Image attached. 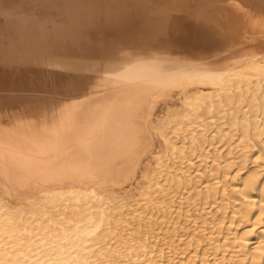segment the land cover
Masks as SVG:
<instances>
[{"label":"bare ground","instance_id":"1","mask_svg":"<svg viewBox=\"0 0 264 264\" xmlns=\"http://www.w3.org/2000/svg\"><path fill=\"white\" fill-rule=\"evenodd\" d=\"M237 1L0 0V210L13 203L19 206L16 211L22 213L25 204L36 207L42 199L51 203L61 194L80 200L79 205L90 204L91 197L106 198L113 205L116 188L124 187L148 170L146 161L156 146L152 123L158 99L169 97L174 89L187 92L194 88L197 92L187 98L192 121L174 126L178 137L170 142L169 156L175 162L166 168V158L162 162L166 166L143 194L150 197L148 203L154 210L160 205L170 210L175 202L174 208H179L181 215L175 219V226L170 225L174 218L165 226L167 220L160 222V217L141 218L151 215L150 205L149 213L147 207L137 208L141 217L137 216L135 227L143 239L139 236L135 241L131 234L123 248L141 251L148 246L145 235H150V239L152 235L153 243V237L159 239L157 232L170 225L173 227L167 228L166 240L175 237L182 241L187 236L190 240L180 246L175 240L171 242L175 243L170 244V248H175V258L173 254L164 256L160 249L153 259V248L145 263L166 264L175 260V264H223L227 260L228 264H248L253 260L252 264H263V233L251 252L252 237L248 234L255 230L241 235L237 229L243 223H250L247 227L244 224V229L264 226V185L259 195L252 194L259 187L261 172L251 173L244 181V194L240 197V190L231 189L238 186L231 182L237 178L232 174L236 166L231 158L234 152L230 150L229 157L215 155L216 164H206V170L195 162L203 157L202 162L210 165L207 160L211 155L205 154L208 144L217 146L230 139L232 147L240 135L249 140L244 142V160L258 147L262 150L258 160H264V147L254 140L264 137L262 119L259 115L249 118L243 112L246 105L260 110L264 104L260 103L261 96H252L255 90L261 93L263 88L258 89L259 85H264V41L261 46L248 41L252 30L264 31V0ZM220 5H225L223 11L218 10ZM203 87L227 91L195 98ZM229 108L235 111L233 115ZM230 117L234 130L230 126L233 131L227 134L220 122ZM195 125L198 130H193ZM220 129L224 136L222 132L213 136ZM171 170L174 171L168 175ZM169 182L175 186L169 188ZM194 190L197 192L192 196ZM156 194L163 197L156 200ZM173 195L175 200L166 199ZM122 205L113 207L121 213L125 208ZM212 208L216 211H208ZM202 210L206 212L204 217ZM229 211L234 218L229 219ZM30 213L43 215L37 209ZM163 213L165 218L169 211ZM255 216L256 221L251 224ZM124 217L108 224L106 231L111 234L107 237L115 234ZM19 219L10 218L2 225L5 232L10 235L19 231ZM101 222H90L74 241L68 240L70 229L60 225L56 238L69 248L64 252L63 248L58 250L54 259L47 257L46 263L80 264L83 244ZM192 223L195 225L189 226ZM51 239L46 235L44 241ZM193 253L198 256H191ZM126 254L121 252L120 257L127 258ZM212 256L214 259H210ZM117 259L113 264H124ZM138 259L136 256L133 264ZM144 259H140L141 264ZM178 259L180 262H176Z\"/></svg>","mask_w":264,"mask_h":264},{"label":"rangeland","instance_id":"2","mask_svg":"<svg viewBox=\"0 0 264 264\" xmlns=\"http://www.w3.org/2000/svg\"><path fill=\"white\" fill-rule=\"evenodd\" d=\"M233 2L235 4L238 3L237 0H233ZM223 7H225V5H220L218 8V10L220 11H223ZM261 32V33H260ZM255 33V34H254ZM252 35H255V36H252ZM261 36V39L259 38ZM250 37V40L248 39ZM247 39L248 41H252V44H262V42L264 41V31H253L252 30V34L249 36ZM253 37V38H252ZM252 38V39H251ZM255 38V39H254ZM256 40H259V41H256ZM251 44V43H250ZM261 46V45H260ZM262 46H264V42L262 44ZM260 88L258 89H261L263 88L264 89V85L262 84L259 85ZM258 87V86H257ZM261 89V93L259 92L258 94V91L256 92V90L252 93V96H261L262 100L264 101V90ZM227 89H222V88H209V87H203V88H200V91H198V95H194V97L196 98L197 96V99H202L204 98V96H212V95H217V94H220V93H224L226 92ZM197 92L196 89L194 88H189L187 90V92L183 91L182 89H174L170 96L169 97H163V98H160L158 99V104L156 105V110H155V117L153 119V134L155 136V139H156V146H155V149L152 151V153L148 156L147 158V161H146V164H148V170L143 173H141L138 178L136 180H133L132 182H129L128 184H126L124 187H121V188H116V201L114 202V204L112 205L111 203H107L109 202L106 198H98V197H91V205L88 204H83L80 202V205H79V202L77 201H80V200H77L76 198V201H74L75 199L73 197H70L68 194H61V196H56L58 199V201L56 199L53 200V202H47V199H42V201L40 200L39 202L43 203V205L41 203H39V206H36L34 207L32 204H25V206H22L21 209H22V213L21 212H17L16 210H18L19 206H14L13 203L9 204L8 205V208L7 209H2V211L0 210V264H47V257L49 258H53L54 259L56 257L55 253L58 251V250H61L63 248V252L69 248H66L67 245L64 243V241H61L60 243V240L56 238V235L58 234V231H59V228H60V225H63L65 227H68L70 230V234L68 236V240L70 241H74L77 237V234H79L84 228H86V226L90 225L91 223L95 224L96 223H100V228L97 229L96 232H94L92 235H90L89 237V240L85 241V243L83 244L84 246V252H83V255L81 256V260H80V264H113L114 260L118 257L119 261L121 263L124 262V264H133L134 262V258L136 256L140 257V259H144L143 262L146 260L147 258V255L150 253V251L154 248V255L152 254V256H150L151 258L155 259L157 258V254L156 251L159 252V250L161 249L163 251V255L166 256V255H169V256H172L173 254V258H175V248H170V244H174L175 246V243H171V242H174L175 240V237H173L172 239H170L171 237L167 238L166 240V236H168V230L167 228L170 229V227H173L175 226V219H178L181 215V212L179 210V208H177L175 210V202L173 203V208L171 207V211L169 209H167L166 205H163V207H161L162 205L158 206V209L154 210L153 207L151 206L150 203H148L149 201V198L147 199V197L145 198L144 197V193H146V191L149 189L148 187H150L149 185L152 184V179H156V176L159 174V171L160 169L163 167V166H166L165 164L167 163L168 166L167 167H170L174 164L175 162V159L172 160V158L169 156L170 155V145L171 143L170 142H174L175 141V138L178 137L176 135V131H175V127L176 125H180V123L182 122V124L184 123H187L188 120L191 122L192 120H190V113H191V109L190 107L187 106V98L190 96V95H193ZM236 93H238V91H236ZM240 93V92H239ZM238 93V94H239ZM255 93V94H254ZM260 98V99H261ZM259 99V100H260ZM260 101V103H264L263 101ZM247 107L244 108L243 112L246 111L245 113H247V116H249V118H253L255 119V117L257 118L258 115L260 117V120L262 119V127H261V131H264V110H262L261 112V109H264V104H262V108L260 110H255L253 107L251 106H248L246 105ZM228 109V108H227ZM226 109V110H227ZM231 110V111H229ZM229 111L231 113V115L234 114L235 111H232L231 108H229ZM256 112H255V111ZM259 111V112H258ZM253 112V113H252ZM261 112V113H260ZM249 113V114H248ZM255 113V114H254ZM258 113V114H257ZM257 115V116H256ZM247 116L245 115V117L247 118ZM178 118V119H177ZM182 118H185L184 120L185 121H181ZM244 119V117H242ZM176 119V120H175ZM187 119V120H186ZM180 121V122H179ZM187 121V122H186ZM194 122V121H193ZM223 122V123H222ZM220 122L222 127H224L225 130H228V133L227 134H230L233 130H234V126H233V120H232V117L228 118L227 120L225 121H222ZM233 127H232V126ZM197 126V127H196ZM230 126L231 128L233 129H230ZM172 127V129H171ZM188 126H186L187 128ZM227 127V128H225ZM168 128V129H167ZM196 128V129H195ZM219 128V127H218ZM156 129V130H154ZM188 129V128H187ZM199 129V126L198 125H195V127H193V130H198ZM260 129V128H259ZM259 129H256L255 131L259 130ZM165 130H167L165 132ZM172 130V131H171ZM170 131V132H169ZM222 130H216L215 133L213 134V136L216 134L218 135L219 133H221ZM224 132V131H223ZM222 132V136H224ZM259 132V131H258ZM213 133V131L211 132ZM256 133V132H255ZM221 135V134H220ZM212 136V137H213ZM182 137V136H180ZM183 138V137H182ZM221 138V137H220ZM219 138V139H220ZM172 141H170V140ZM217 140V141H221L220 140ZM243 139V140H242ZM257 141L258 145L261 146V147H264V137L262 139H254ZM253 140V141H254ZM216 141V143H218ZM230 141V139H229ZM228 141V142H229ZM243 141V142H242ZM225 143H221L220 145H214V146H209L210 144H208V147L206 148V152L205 154H209V156L211 157V159L207 160L209 161V163H211L210 165L208 164V162L204 163L202 161H204L203 157L201 158H198L197 160H195V162L198 164V166H202L203 169L205 167V165L207 164L208 166L212 167L214 166V164H216L214 161V159H217L216 156H224V157H229L227 155V153H229V151L231 150L232 152H234V155H232L231 158L233 163L235 162L236 163V166H234L233 168V171H232V174H233V177H237L236 180L232 179V183L235 184V185H238V186H235V187H232L231 189L235 188L236 191H239L240 190V193L238 192L237 194L241 196H243L244 194V191L242 189V185L245 183L244 181H246L248 179V177H250L251 173H254L256 171H260L261 172V178H260V181H259V187L256 191H254L252 194L253 195H259L260 194V188H262V185H264V160L263 162H259L260 160H258V158L260 157L261 155V148L258 147L256 149H253L252 152L249 153L248 155V158H246L244 160L243 158V153H244V150H245V145L249 142L248 139H245L244 136L242 137L241 135L239 136L238 139L235 138V143L233 144V146L231 147V143H230V147H229V143L225 140L224 141ZM246 144H245V143ZM215 143V144H216ZM244 143V144H243ZM219 144V143H218ZM223 144V145H222ZM207 146V145H206ZM236 146V148H235ZM219 147V148H218ZM235 149H234V148ZM217 148L218 149H221L220 151L218 150L217 151ZM216 150V151H215ZM235 150V151H233ZM188 152V154H190V151L191 149L188 148L186 150ZM216 155V156H215ZM168 156V157H167ZM167 159V161H165ZM238 158L240 160H238ZM166 162V163H162V162ZM237 161V162H236ZM247 161V162H246ZM257 161L259 163H257ZM246 162L247 165L244 163ZM238 163V164H237ZM261 163V164H260ZM263 163V164H262ZM161 164V165H160ZM242 164V165H241ZM188 165V164H187ZM190 165V164H189ZM206 165V167L208 168V166ZM226 165V163L224 164ZM223 165V166H224ZM245 165V169H241L242 166ZM240 166V167H239ZM206 167L204 170H206ZM247 168V169H246ZM261 169V170H260ZM174 170H171L169 171L168 175L170 173H172ZM216 174H219V172H215ZM200 174V173H199ZM154 176V178H153ZM152 177V178H151ZM170 179V178H169ZM224 180H226L224 178ZM235 182H234V181ZM217 182V181H216ZM151 183V184H150ZM167 184V183H166ZM226 184V182L224 183V185ZM169 186V188L172 186H175L173 183L169 182V184H167ZM209 187V184L208 185H204V191H206V189H208ZM244 187V185H243ZM154 191V190H153ZM151 192V193H154V192ZM197 190H194L191 194L192 196H194L196 194ZM164 194V193H163ZM166 194V193H165ZM164 194V195H165ZM63 195V196H62ZM119 195V196H118ZM175 195V194H174ZM173 195V196H174ZM67 196V198H66ZM69 196V197H68ZM157 196V197H156ZM156 196H154V198L157 200L161 199L163 197L162 194H156ZM168 197L166 199L168 200H171L174 198L175 200V196L173 197ZM223 196H225L224 192H223ZM62 199H60V198ZM119 197V198H118ZM143 197V198H142ZM74 199V200H73ZM124 199V200H123ZM144 199V200H143ZM46 200V201H45ZM56 200V201H55ZM71 200H72V203H71ZM107 200V201H106ZM2 199L0 198V203H1ZM70 201V202H69ZM74 201V202H73ZM257 202V200H255ZM76 202V203H75ZM142 202V204H141ZM186 202V201H185ZM221 204H222V201H219ZM218 202V203H219ZM53 203V204H52ZM56 203V204H55ZM78 203V204H77ZM105 203V205H104ZM120 205V204H124L122 206H124L125 208L123 209V211L121 213H118V211H116L113 207L114 205L116 206L117 204ZM144 203V204H143ZM56 206H55V205ZM108 204V205H107ZM110 204V206H109ZM134 204V205H133ZM141 204V206H140ZM148 204V205H147ZM260 204V203H258ZM48 207H47V206ZM87 207H86V206ZM95 205V206H94ZM104 205V206H103ZM143 205V206H142ZM146 205V206H145ZM150 205V207L154 210H152L151 212V208L148 207ZM224 205V203H223ZM237 205H240V203H238ZM261 205V204H260ZM33 206V208H32ZM54 208H51L53 207ZM85 206V207H84ZM98 206V207H97ZM106 206V207H105ZM139 206V207H137ZM157 206V205H156ZM155 206V207H156ZM165 206V208H164ZM50 207V208H49ZM57 207V208H56ZM76 207H79L76 208ZM81 207V208H80ZM90 207V208H89ZM93 207V208H92ZM97 207V208H96ZM117 207V206H116ZM134 207H136V209H134ZM147 207V209L149 208L150 210H148V213L151 212V215L149 214H145L144 216H140L141 214L140 213H137L136 211L141 209V208H145ZM184 209H185V206H183ZM42 208V209H41ZM83 208V209H82ZM101 208V210H100ZM139 208V209H137ZM162 208V210H164L165 212H168L169 213H165L167 216V218L163 217L164 215V211L160 210ZM164 208V209H163ZM225 207L222 208V210L224 209ZM36 210L37 211H41L43 212V215H33L31 212V210ZM53 211H52V210ZM81 209V210H80ZM91 209V210H90ZM113 209V210H112ZM174 209V210H173ZM184 209L182 208L181 211L184 212ZM86 210V211H85ZM101 213L98 214V211ZM103 210V211H102ZM116 212H115V211ZM198 210V209H197ZM196 210V211H197ZM47 211H49V213H47ZM134 211V212H133ZM157 211V212H156ZM161 211V213L159 212ZM179 211V212H178ZM208 211L210 212H214L216 211V208H212V209H209ZM46 212V213H45ZM86 212V213H85ZM171 212V213H170ZM12 213V215H11ZM25 213V214H24ZM82 213V214H81ZM104 213V214H103ZM124 213V214H123ZM136 213V214H134ZM206 212L205 211H201L200 214L204 217V214ZM230 213V216H229V219H231V217L234 215L233 213H231L230 211L228 212V214ZM21 214V215H20ZM80 214V215H79ZM93 214V215H92ZM103 214V215H102ZM140 214V215H138ZM163 214V215H162ZM26 215V217H25ZM68 215V216H67ZM111 215V217H110ZM121 215V216H120ZM157 216L160 217L158 218L160 222H165L164 220H167L166 223H165V226L169 223H172L170 222V220L172 221V219L174 218V221H173V224H170V225H173V226H170L168 225L167 227L164 226V230H159L158 232H160L159 235L158 232H157V235L159 236V239L158 238H155L153 237V243L151 242V239H152V235H151V239H150V235H145L147 237V243H148V246L145 247V249L143 248L141 251L140 250H137V251H134L132 249L130 250H126L123 248V246L125 247L126 246V242H127V239L129 238V236H131L132 234V239L133 240H139V236H141L140 239H143V234L141 235L139 233V230L136 231V227L138 226V223L137 221H139L138 217H141V218H145V220H149L150 218L152 219V216ZM170 215V217H169ZM9 216V217H8ZM20 216V217H19ZM80 216V217H79ZM101 216V217H100ZM119 216V217H118ZM125 216V217H124ZM138 216V217H137ZM212 216V215H211ZM210 216V217H211ZM65 217V218H64ZM92 219H91V218ZM94 217V218H93ZM100 217V218H99ZM121 217H124L123 219V222L120 223V225L117 227V230L115 232V234L112 236V237H107L108 235L111 234V231L107 232L106 229L108 228V224H111V222H114V220H120ZM137 217V219L135 218ZM147 217V218H146ZM8 218V219H7ZM10 218H20V223L19 224V231L17 232H14L13 234H10L9 233H6L3 226H5L4 224L10 219ZM27 218V219H26ZM29 218V219H28ZM68 220H67V219ZM81 218V219H80ZM85 218L87 219L85 221ZM120 218V219H119ZM140 218V219H141ZM156 218V217H153V219ZM183 218V217H182ZM212 218V217H211ZM234 218V217H232ZM238 218V217H237ZM74 219V220H72ZM80 219V220H78ZM91 219V220H90ZM94 219V220H93ZM97 219V221H96ZM109 219V220H108ZM54 220V221H53ZM93 220V221H92ZM156 220V219H154ZM183 220V219H182ZM3 221V222H2ZM26 221H27V225H26ZM43 221V222H42ZM52 221V223H50ZM57 221V222H56ZM80 221V222H79ZM91 223H90V222ZM126 221V222H124ZM134 221V223H133ZM256 221V216L254 217L253 221L251 224H253L254 222ZM59 222V223H58ZM89 222V223H88ZM130 222V223H129ZM33 223V224H32ZM56 223V224H55ZM80 223V224H78ZM124 223V224H122ZM30 224V225H29ZM44 224V225H43ZM66 224V225H65ZM82 224V225H81ZM129 224H133L130 225L131 228L129 227ZM245 223L242 224V226H240L239 230H241V235L243 234V232H248L250 229L251 230H255L254 231V234H248V237L250 235V238L251 240L249 241V245L251 246L250 251L251 252H254V249L255 247L258 245V240H259V237L260 235H264V226L261 225L259 226V228H254L253 226L250 227V228H246L244 229L243 228V225ZM250 225V223H246L245 224V227H247L246 225ZM3 225V226H2ZM54 225V226H53ZM59 225V226H58ZM106 225V226H105ZM137 225V226H136ZM195 223H192V224H189V226H194ZM72 226V227H71ZM87 226V227H88ZM136 226V227H135ZM229 226V224L227 225ZM263 226V227H262ZM46 227V228H45ZM134 227V228H133ZM235 227V226H233ZM72 228V229H71ZM133 228V229H132ZM243 230H242V229ZM53 229V230H52ZM57 229V230H56ZM74 229V230H73ZM128 229V230H127ZM235 229V228H234ZM257 229V230H256ZM23 230V231H22ZM36 230V231H35ZM81 230V231H80ZM105 230V231H104ZM133 230V231H132ZM216 230H219V227L216 228ZM31 231V233H30ZM121 231V232H120ZM129 231L130 234L127 232ZM5 232V233H4ZM19 232V233H18ZM25 232V233H24ZM27 232V233H26ZM29 232V233H28ZM39 232V233H38ZM79 232V233H78ZM106 232V233H105ZM123 232V233H122ZM127 232V233H126ZM132 232V233H131ZM135 232V234L133 233ZM47 233V234H46ZM104 233V234H103ZM34 234V235H33ZM38 234V235H37ZM76 234V235H75ZM135 237H134V235ZM140 234V235H139ZM168 234V235H166ZM198 234H201L198 233ZM46 235L47 237H51V241H44L45 238H46ZM166 235V236H165ZM45 236V237H44ZM144 236V237H145ZM93 237V238H91ZM104 237V238H102ZM107 237V238H105ZM130 237V238H131ZM139 237V238H138ZM211 235L209 234L208 238H210ZM56 238V239H55ZM92 241H91V239ZM129 238V239H130ZM137 238V239H136ZM155 238V239H154ZM106 239V240H105ZM158 239V241H157ZM165 239V240H164ZM190 240V236H187V237H184V239L181 241L179 238H176V245L178 244V246L182 245L184 242L186 243L187 240ZM195 238H192V240H194ZM59 240V241H58ZM103 240V242H102ZM126 240V241H125ZM188 240V241H189ZM17 241V242H16ZM92 243H91V242ZM95 241V242H94ZM125 241V243H124ZM156 241V242H155ZM257 241V242H256ZM94 242V243H93ZM155 242V243H154ZM158 242V243H157ZM41 243V244H40ZM51 243V244H50ZM98 243V244H96ZM181 243V244H180ZM158 244L157 246L155 247H152L154 245ZM164 245V246H163ZM56 246V247H55ZM121 246V247H120ZM177 246V247H178ZM43 247V248H42ZM108 248V249H107ZM150 248V249H149ZM212 249V248H211ZM106 250V251H105ZM108 250V251H107ZM160 250V251H161ZM166 252H165V251ZM174 250V253L173 251ZM105 251V252H104ZM140 251V252H139ZM168 251L170 253H168ZM124 253L126 254L125 256H128L127 258H121L120 257V254ZM168 253V254H167ZM105 254V255H104ZM156 254V255H155ZM46 255V256H45ZM103 256V257H102ZM146 256V257H145ZM184 256V255H183ZM191 256H195L197 257L198 255H196V253H193L191 254ZM44 257H46L45 259H43ZM85 257V258H84ZM171 257V258H172ZM179 258L181 256H178ZM186 257V256H184ZM184 257H181L182 259H184ZM23 258V259H22ZM108 259L105 260V259ZM180 258V259H181ZM22 259V260H21ZM85 259V260H84ZM117 259V260H118ZM140 259H138L136 261L137 264H141V261ZM210 259H214L213 256L210 258ZM242 259V258H241ZM241 259H237L238 261H240ZM42 260V261H41ZM46 260V261H45ZM84 260V261H82ZM197 262H199L200 260V257L196 259ZM230 260V259H229ZM263 260V259H262ZM236 261V260H235ZM251 261L253 262V260H250V263L248 264H252ZM176 262H180V260L178 259ZM225 262V263H224ZM223 264H228L227 260L224 261ZM233 261H231L232 263ZM237 262V261H236ZM249 262V261H248ZM152 263V261H151ZM151 263H145L144 264H151ZM210 264H213L211 262H209ZM208 263V264H209ZM216 263V261H215ZM230 263V261H229ZM230 263V264H231ZM262 263L264 264V260L262 261ZM153 264V263H152ZM166 264H175V260H173L171 263H166ZM218 264H222V263H219Z\"/></svg>","mask_w":264,"mask_h":264}]
</instances>
